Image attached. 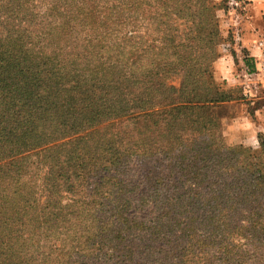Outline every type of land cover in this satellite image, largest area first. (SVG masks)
I'll return each instance as SVG.
<instances>
[{
    "label": "trees",
    "instance_id": "16d2710c",
    "mask_svg": "<svg viewBox=\"0 0 264 264\" xmlns=\"http://www.w3.org/2000/svg\"><path fill=\"white\" fill-rule=\"evenodd\" d=\"M231 5L0 0V254L21 253L29 264H50L45 255L38 262L37 255L48 246L51 255L63 254L65 244L55 242L69 234L64 230L71 220L80 228L87 218L91 222L73 235L112 230L115 222L104 225L87 208L104 206L123 191L125 161L168 136L181 138L186 124L204 137L213 132L215 104L233 98L213 84L223 38L218 12ZM245 59L254 72L255 61L247 54ZM173 78L180 79L179 87L170 84ZM254 166L260 175L248 190L256 197L249 235L256 253L264 247L257 190L264 170ZM65 181L68 192L88 184L92 193L72 198L70 215L42 207L40 192H53ZM229 247L226 239L219 244L221 257L212 254L217 264H264L262 253L229 258ZM207 256L205 246L187 241L181 264H208Z\"/></svg>",
    "mask_w": 264,
    "mask_h": 264
},
{
    "label": "rangeland",
    "instance_id": "374dc122",
    "mask_svg": "<svg viewBox=\"0 0 264 264\" xmlns=\"http://www.w3.org/2000/svg\"><path fill=\"white\" fill-rule=\"evenodd\" d=\"M213 1L219 4L223 0ZM249 3L241 0L239 5L233 4L235 8L231 5L230 11L218 12L223 38L218 46L220 58L215 63L213 84L222 90L229 89L233 98L215 104L213 112L218 118L214 117L213 132L204 137L203 131L188 130L190 126L186 124L181 138L168 136L154 148L145 149L147 154L125 161L120 170L123 191L114 199L105 200L104 206L87 208L96 210L104 225L115 222L114 232L106 229L97 236L73 235L91 222L87 218L80 228L71 220L64 230L69 234L60 236L61 243L55 242L65 244L63 254L51 255L48 246L47 252L37 255L38 262L45 255L50 264H181V250L190 241L194 246H205L208 264H217V258L221 257L217 248L225 239L233 246L227 249L229 258L264 254V247H256L255 253L250 245L253 237L249 235L252 227L249 219L253 215L252 198L256 197H251L248 191L255 187L250 181L260 175L254 165L264 170V93L254 95L260 98L258 115L251 99L243 94V82L228 81L222 75L228 72L246 79L237 54L233 64L229 44L233 26L239 17L246 15ZM261 20L264 22V15ZM254 73L261 74L257 67ZM170 84L179 87L180 79L173 78ZM248 122H252V129ZM65 182L53 192L41 191L40 205L50 211L64 209L63 214L70 215L74 210L67 204H75L72 198L79 200L92 193L88 184L87 188L74 185L68 192ZM257 190H260L259 212L264 217V185ZM28 230L24 231V237L29 236ZM0 264H29V258L9 252L0 254ZM236 264L258 263L236 261Z\"/></svg>",
    "mask_w": 264,
    "mask_h": 264
},
{
    "label": "crops",
    "instance_id": "0c3cea01",
    "mask_svg": "<svg viewBox=\"0 0 264 264\" xmlns=\"http://www.w3.org/2000/svg\"><path fill=\"white\" fill-rule=\"evenodd\" d=\"M246 1L251 2L249 6L245 7L248 12L245 16L239 17L236 24H234L233 35L235 43L229 44L232 48L230 56L233 64L236 63L235 56L237 54V58L240 60V66L242 67V73L245 74L246 79H238L235 74L230 75L228 72H222V75L224 74L225 79H228V81L243 82V94L248 97V100L251 99V106L255 105L254 110L259 115L261 112L260 104L258 105L260 98H255V96L264 93V75L254 73L255 71L250 72V66L245 56L247 54L252 63L262 55L263 46H261V43L264 42V22L261 20V15H264V0ZM252 83L255 84L253 85ZM247 116V118H250V114ZM247 124L251 127L252 122H248ZM241 125L245 128L248 127L246 124Z\"/></svg>",
    "mask_w": 264,
    "mask_h": 264
},
{
    "label": "built area",
    "instance_id": "2783aa9c",
    "mask_svg": "<svg viewBox=\"0 0 264 264\" xmlns=\"http://www.w3.org/2000/svg\"><path fill=\"white\" fill-rule=\"evenodd\" d=\"M231 4H235L236 6L239 5L238 1L236 0H231ZM261 46H263V52L261 57L257 60L256 62V67L258 72H260L261 74H264V42L261 43Z\"/></svg>",
    "mask_w": 264,
    "mask_h": 264
}]
</instances>
